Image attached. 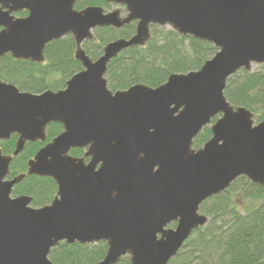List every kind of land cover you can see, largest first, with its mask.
I'll return each instance as SVG.
<instances>
[{
    "label": "water",
    "instance_id": "obj_1",
    "mask_svg": "<svg viewBox=\"0 0 264 264\" xmlns=\"http://www.w3.org/2000/svg\"><path fill=\"white\" fill-rule=\"evenodd\" d=\"M78 0H0V58L45 61L48 43L71 35L83 70L64 89L21 91L0 79V140L18 135L15 150L0 147V264H53L60 243L105 242L96 264H169L193 232L208 224V199L239 177L264 186V120L234 107L227 81L264 65V0H106L125 6L105 13ZM27 9L17 19L13 11ZM137 22L131 38L106 44L93 60L83 48L99 27ZM151 25L208 41L217 53L197 71L173 74L156 87L136 84L113 92L108 64L132 46H144ZM63 131L12 179L10 166L27 142H44L47 127ZM212 137L199 149L205 127ZM86 150L84 156L71 154ZM86 159H89L88 161ZM52 178L58 191L40 208L30 195L13 196L26 176ZM176 224L171 227L172 224Z\"/></svg>",
    "mask_w": 264,
    "mask_h": 264
},
{
    "label": "trees",
    "instance_id": "obj_2",
    "mask_svg": "<svg viewBox=\"0 0 264 264\" xmlns=\"http://www.w3.org/2000/svg\"><path fill=\"white\" fill-rule=\"evenodd\" d=\"M100 2L81 0L77 8ZM136 25L137 22H132L118 29L99 27L94 30V39L86 41L83 48L96 60L109 42L131 38ZM75 51L74 38L68 35L47 44L43 63L5 55L0 58V79L33 94L64 89L66 82L83 70L82 63L75 58ZM217 51L208 41L180 35L167 26L151 25V38L146 45L125 49L109 62L105 76L108 88L113 92L136 84L156 88L173 74L199 70ZM224 94L234 107L250 110L256 123L264 120V65H255L251 71L239 70L228 79ZM62 130L60 123H52L47 128L45 142H28L23 152L13 159L10 176L26 173L28 161ZM211 137L210 127H205L194 140V148L202 147ZM17 140V135L0 140L3 153L12 154ZM84 153L83 149L71 151L78 157ZM57 191L58 186L52 178L27 175L15 186L13 195H30L33 197L31 205L40 208L50 204ZM236 196H241L245 202L244 213L234 201ZM258 201L260 205L247 207ZM200 212L209 218L208 224L193 232L169 264H264V186L241 176L227 190L206 200ZM107 249L105 242H62L51 250L49 258L53 264H96L105 257ZM117 264H131L129 256L122 257Z\"/></svg>",
    "mask_w": 264,
    "mask_h": 264
},
{
    "label": "flooded vegetation",
    "instance_id": "obj_3",
    "mask_svg": "<svg viewBox=\"0 0 264 264\" xmlns=\"http://www.w3.org/2000/svg\"><path fill=\"white\" fill-rule=\"evenodd\" d=\"M79 1H81V0H78L77 2H76V4H75V9L76 10H83V9H85V8H87V7H90V6H97V7H101V8H103V10H104V12L105 13H108V12H112V11H115L116 9H118V10H120L121 11V15H122V17H125L126 16V8H125V6H118L117 4H115V3H113V2H107L106 0H100L101 2L99 3V4H87V5H85L83 8H81V9H78L77 8V4H78V2ZM0 9H2L3 11H7L8 10V8H6V7H4L2 4H0ZM12 16H14L15 18H17V19H22V18H26L27 16H29V11L27 10V9H21V10H19V11H13L12 13ZM108 27H111V26H108ZM4 27L3 26H0V30H2ZM114 28V27H113ZM97 29V28H96ZM95 29V30H96ZM8 55V54H7ZM10 55V54H9ZM24 61H29V60H24ZM32 62V61H31ZM52 124V123H51ZM50 125V124H49ZM48 125V126H49ZM48 128V127H47ZM63 131V130H62ZM61 131V132H62ZM46 132H47V130H46ZM18 136V135H17ZM47 140V139H46ZM45 142V141H44ZM28 143V142H27ZM26 143V144H27ZM85 152H86V150H84ZM85 154V153H84ZM84 156V155H83ZM87 161L89 160V159H86ZM28 165V164H27ZM28 170V169H27ZM22 174V173H21ZM17 175H19V174H17ZM17 175H15V176H17ZM15 176H8V178L7 179H12L13 177H15ZM24 180V179H23ZM22 182V181H21ZM19 184V183H18ZM18 184H16V185H18ZM15 185V186H16ZM15 188V187H14ZM14 196V195H13ZM18 196H20V195H18ZM14 197H16V196H14ZM173 225V224H172ZM172 225H171V227H172ZM174 225H176L175 223H174ZM174 227V226H173Z\"/></svg>",
    "mask_w": 264,
    "mask_h": 264
},
{
    "label": "rangeland",
    "instance_id": "obj_4",
    "mask_svg": "<svg viewBox=\"0 0 264 264\" xmlns=\"http://www.w3.org/2000/svg\"><path fill=\"white\" fill-rule=\"evenodd\" d=\"M234 201L236 202L238 208L244 213L245 212V209H247V208L245 207V202L242 200V197L241 196H238V197L236 196L234 198ZM258 205H260V202L259 201L258 202H255L252 205L249 204L247 207L252 208V207H255V206H258Z\"/></svg>",
    "mask_w": 264,
    "mask_h": 264
}]
</instances>
